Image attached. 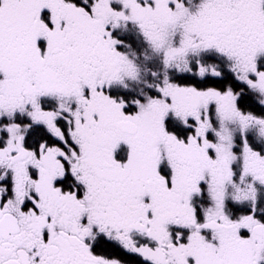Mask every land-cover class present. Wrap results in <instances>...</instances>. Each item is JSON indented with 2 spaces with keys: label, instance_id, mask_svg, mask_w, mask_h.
Returning <instances> with one entry per match:
<instances>
[{
  "label": "snow or ice",
  "instance_id": "obj_1",
  "mask_svg": "<svg viewBox=\"0 0 264 264\" xmlns=\"http://www.w3.org/2000/svg\"><path fill=\"white\" fill-rule=\"evenodd\" d=\"M0 264H264V0H0Z\"/></svg>",
  "mask_w": 264,
  "mask_h": 264
}]
</instances>
